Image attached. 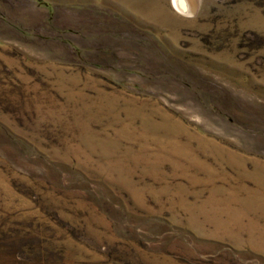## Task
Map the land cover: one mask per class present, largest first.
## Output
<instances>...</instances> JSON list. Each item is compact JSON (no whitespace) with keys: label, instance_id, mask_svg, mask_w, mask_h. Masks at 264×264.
<instances>
[{"label":"rangeland","instance_id":"374dc122","mask_svg":"<svg viewBox=\"0 0 264 264\" xmlns=\"http://www.w3.org/2000/svg\"><path fill=\"white\" fill-rule=\"evenodd\" d=\"M181 1L0 0V264H264V0Z\"/></svg>","mask_w":264,"mask_h":264},{"label":"bare ground","instance_id":"6f19581e","mask_svg":"<svg viewBox=\"0 0 264 264\" xmlns=\"http://www.w3.org/2000/svg\"><path fill=\"white\" fill-rule=\"evenodd\" d=\"M177 1V6L181 9H183L184 11H186L185 6L183 5V2L181 0H176ZM179 4V5H178Z\"/></svg>","mask_w":264,"mask_h":264}]
</instances>
